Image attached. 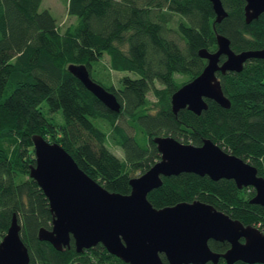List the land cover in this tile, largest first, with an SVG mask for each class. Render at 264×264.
<instances>
[{
	"label": "trees",
	"instance_id": "obj_1",
	"mask_svg": "<svg viewBox=\"0 0 264 264\" xmlns=\"http://www.w3.org/2000/svg\"><path fill=\"white\" fill-rule=\"evenodd\" d=\"M41 2L0 0V240L16 214L29 264H129L101 242L78 252L73 237L63 249L38 237L53 216L30 174L34 133L61 143L90 176L122 193L130 192L132 176L160 158L157 134L194 144L211 138L264 175L263 58H249L240 71L217 72L229 107L206 98L208 107L197 114L187 107L174 112L171 104L172 93L203 69L199 49L217 48V32L236 51L264 47V11L247 22L245 0H222L227 15L216 21L211 0H67L74 19L63 25ZM72 62L85 63L116 94L120 109L91 92L69 70ZM95 64L107 83L94 77ZM113 70L129 72L119 77L121 85L113 81ZM110 139L123 157L109 147ZM254 193L252 185L238 187L232 178L181 171L163 175L148 198L157 207L200 199L264 232V205L250 200ZM209 245L222 252L229 242L210 239ZM204 264L227 262L220 257Z\"/></svg>",
	"mask_w": 264,
	"mask_h": 264
},
{
	"label": "water",
	"instance_id": "obj_2",
	"mask_svg": "<svg viewBox=\"0 0 264 264\" xmlns=\"http://www.w3.org/2000/svg\"><path fill=\"white\" fill-rule=\"evenodd\" d=\"M211 2L215 20L221 21L227 15L222 0ZM263 11L264 0H245L247 22ZM216 38L215 50L202 47L198 51L206 58L203 69L172 93L174 112L187 107L199 114L208 107L206 98L229 107L231 100L217 72L240 71L249 58L264 59V47L236 51L227 35L217 32ZM68 68L110 109H120L116 94L95 80L85 63L72 62ZM32 139L36 160L30 174L45 192L53 216L50 227H39L38 237L57 249L70 246L73 237L78 252L101 242L129 264H163L161 253L169 264L217 263L220 257L227 264L237 260L264 262V232L254 223H244L200 199L157 207L148 198L149 191L162 183L163 175L193 171L213 179L232 178L238 187L252 185L255 193L250 200L264 205V175L211 138L194 144L171 134L155 135L160 158L130 178L128 193L110 190L90 176L58 141L40 133H34ZM20 231L21 223L13 214L0 240V264H29L28 246ZM210 239L227 240L229 247L216 251L209 245ZM73 264L96 263L77 260Z\"/></svg>",
	"mask_w": 264,
	"mask_h": 264
},
{
	"label": "rangeland",
	"instance_id": "obj_3",
	"mask_svg": "<svg viewBox=\"0 0 264 264\" xmlns=\"http://www.w3.org/2000/svg\"><path fill=\"white\" fill-rule=\"evenodd\" d=\"M41 9L43 8H48L51 13L57 18V20L59 22H61L63 25L71 22L74 17L71 16L70 14H68L67 11V0H42L41 2ZM175 23V22H173ZM94 67L96 68L95 70H92V73L94 75L95 78L100 79L101 81L107 83L108 82V77L106 76V74H104L98 67L99 65L95 64ZM129 72L127 71H111V77L113 79V81L115 83H117L118 85H121V83L118 81L119 77L123 74H127ZM157 84H159L157 82ZM149 98L154 99V96L152 94V92H149L148 94ZM144 138L141 135V138L138 137V141L144 145V140L142 139ZM109 147L120 157L124 156V152L122 147H120L118 144H116L114 141H112V139H110L109 142Z\"/></svg>",
	"mask_w": 264,
	"mask_h": 264
}]
</instances>
